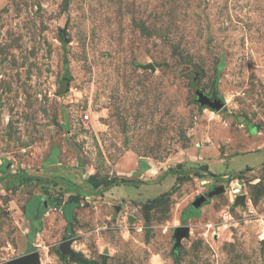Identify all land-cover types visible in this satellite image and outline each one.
I'll return each mask as SVG.
<instances>
[{"label": "rangeland", "instance_id": "rangeland-1", "mask_svg": "<svg viewBox=\"0 0 264 264\" xmlns=\"http://www.w3.org/2000/svg\"><path fill=\"white\" fill-rule=\"evenodd\" d=\"M262 242L264 0H0V264H264Z\"/></svg>", "mask_w": 264, "mask_h": 264}, {"label": "water", "instance_id": "water-1", "mask_svg": "<svg viewBox=\"0 0 264 264\" xmlns=\"http://www.w3.org/2000/svg\"><path fill=\"white\" fill-rule=\"evenodd\" d=\"M148 68H151L152 70H154L153 66H150ZM197 103L200 105V107H209L211 109H215V110H220L224 105L221 101V99H218L217 94L215 92H213L210 96H207L203 91H198L197 92ZM223 188L218 189V192L223 191ZM207 201V198L200 197L199 199H197L192 207L197 209L199 207L202 206V204ZM239 202L242 201L243 203L245 202V197H240ZM189 228H178L177 233H176V243L177 245H180L182 238L184 237H188L189 236ZM263 246H264V242ZM70 242L65 243L62 246V252L64 254H72L71 250H70ZM10 264H41L40 261V256L37 252H33L29 255L17 258L15 260H13Z\"/></svg>", "mask_w": 264, "mask_h": 264}, {"label": "trees", "instance_id": "trees-1", "mask_svg": "<svg viewBox=\"0 0 264 264\" xmlns=\"http://www.w3.org/2000/svg\"><path fill=\"white\" fill-rule=\"evenodd\" d=\"M204 169L206 170V169H207V166H204ZM105 185H107V187H108V186H110L111 184H105ZM99 186H101V184H98V183H97V184H96V187H99Z\"/></svg>", "mask_w": 264, "mask_h": 264}, {"label": "built area", "instance_id": "built-area-1", "mask_svg": "<svg viewBox=\"0 0 264 264\" xmlns=\"http://www.w3.org/2000/svg\"><path fill=\"white\" fill-rule=\"evenodd\" d=\"M90 116L89 115H86L85 116V120H89Z\"/></svg>", "mask_w": 264, "mask_h": 264}, {"label": "bare ground", "instance_id": "bare-ground-1", "mask_svg": "<svg viewBox=\"0 0 264 264\" xmlns=\"http://www.w3.org/2000/svg\"><path fill=\"white\" fill-rule=\"evenodd\" d=\"M236 190H238L237 188H235ZM239 193V192H238Z\"/></svg>", "mask_w": 264, "mask_h": 264}]
</instances>
